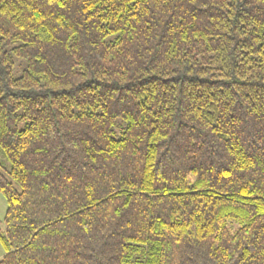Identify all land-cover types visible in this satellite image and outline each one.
<instances>
[{
  "label": "trees",
  "instance_id": "1",
  "mask_svg": "<svg viewBox=\"0 0 264 264\" xmlns=\"http://www.w3.org/2000/svg\"><path fill=\"white\" fill-rule=\"evenodd\" d=\"M0 193V264H264V0H0Z\"/></svg>",
  "mask_w": 264,
  "mask_h": 264
},
{
  "label": "rangeland",
  "instance_id": "2",
  "mask_svg": "<svg viewBox=\"0 0 264 264\" xmlns=\"http://www.w3.org/2000/svg\"><path fill=\"white\" fill-rule=\"evenodd\" d=\"M20 69L19 68H15V73L18 75ZM5 209H6V201L3 197V195L0 193V230H3L4 228V223H3V216H4V213H5ZM230 225L232 227H236V224L235 223H230ZM4 253V250L0 244V258H1V255Z\"/></svg>",
  "mask_w": 264,
  "mask_h": 264
},
{
  "label": "crops",
  "instance_id": "3",
  "mask_svg": "<svg viewBox=\"0 0 264 264\" xmlns=\"http://www.w3.org/2000/svg\"><path fill=\"white\" fill-rule=\"evenodd\" d=\"M2 255H3V254H2ZM2 255H1V256H2Z\"/></svg>",
  "mask_w": 264,
  "mask_h": 264
}]
</instances>
